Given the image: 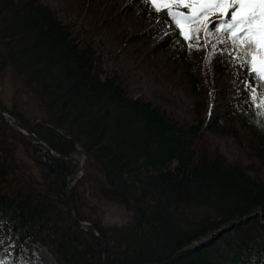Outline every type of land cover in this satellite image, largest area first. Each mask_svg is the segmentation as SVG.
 Masks as SVG:
<instances>
[{
    "label": "trees",
    "instance_id": "1",
    "mask_svg": "<svg viewBox=\"0 0 264 264\" xmlns=\"http://www.w3.org/2000/svg\"><path fill=\"white\" fill-rule=\"evenodd\" d=\"M57 1L69 21L44 0H0V110L33 131L0 114V235L12 237L0 257L36 264L37 245L53 264H264V119L248 73L178 45L165 19L154 28L146 0ZM137 71L190 96L193 119L133 88ZM224 138L243 148L236 160ZM91 189L131 220L105 224Z\"/></svg>",
    "mask_w": 264,
    "mask_h": 264
},
{
    "label": "snow or ice",
    "instance_id": "2",
    "mask_svg": "<svg viewBox=\"0 0 264 264\" xmlns=\"http://www.w3.org/2000/svg\"><path fill=\"white\" fill-rule=\"evenodd\" d=\"M146 4L156 13H166V26L174 27L172 34L181 38L178 45L210 48L205 55L209 62L227 54L244 69L246 95L257 117L264 119V0H146ZM10 239L0 235V250L5 245L12 248ZM0 264L23 262H14L5 253Z\"/></svg>",
    "mask_w": 264,
    "mask_h": 264
},
{
    "label": "rangeland",
    "instance_id": "3",
    "mask_svg": "<svg viewBox=\"0 0 264 264\" xmlns=\"http://www.w3.org/2000/svg\"><path fill=\"white\" fill-rule=\"evenodd\" d=\"M46 3L53 6L60 12V16L62 19L67 21L70 20V17L66 16L65 13L61 10V4L57 0H44ZM166 13L161 11L160 13H155L154 20H153V27L158 28L160 27L165 19ZM194 43H196L194 41ZM223 47V46H218ZM202 48V47H201ZM209 49V48H208ZM109 63L112 62L110 59H107ZM117 69H126L122 62H116L113 64ZM8 78L4 81L3 85V99L8 107L11 106L10 101V94L14 92V83L15 77L11 73V75L7 76ZM232 77V71L229 70L223 75V79L221 83L227 84L229 83V79ZM130 82L133 88L142 90L146 94H148L151 98L159 101L160 103L172 108L175 110L182 118L192 120L193 119V101L190 96L184 93L179 88H175L171 85L166 84H159L156 83L150 76L144 74L142 71H137L133 73L130 77ZM227 82V83H226ZM230 85V84H229ZM231 98L236 100L239 92V85L233 86L231 89ZM29 99V96H27ZM211 97V96H210ZM25 95H21V99H25ZM30 100V99H29ZM222 108L216 107L213 105L210 107V115L214 116L217 114L218 110L220 111ZM7 120V119H6ZM10 122V121H9ZM12 124V123H11ZM13 125V124H12ZM212 138H215L213 134H210ZM220 148L223 149L224 153L230 158L236 160L239 157V154L243 151V148H240L238 144L230 138H224L221 140L215 139ZM83 160V157L80 158ZM247 160V159H246ZM248 161V160H247ZM87 169L82 167L81 174L82 177L86 174ZM90 197L92 201L98 202L100 205V209L102 210V219L103 222L107 225L109 224H122L126 223L131 220V213L123 206L121 203L111 201V200H104L100 197V195L90 190ZM35 251L34 254L36 255V264H53L54 257L52 254L45 248L39 247L37 245L33 246ZM23 264H30L28 262H23Z\"/></svg>",
    "mask_w": 264,
    "mask_h": 264
},
{
    "label": "water",
    "instance_id": "4",
    "mask_svg": "<svg viewBox=\"0 0 264 264\" xmlns=\"http://www.w3.org/2000/svg\"><path fill=\"white\" fill-rule=\"evenodd\" d=\"M0 114H2L5 117V119H7L8 121H10L15 127H17L18 129H20L21 131H23V132H25L27 134L33 133L32 130H29L26 127H24L23 124L20 121L16 120L14 118V116L12 114H10L9 112L0 110ZM41 141L43 142V140H41ZM63 158H65V157H63ZM69 159L74 160V161H77V159L74 158V157H69ZM81 169H82V167H81V165H79L78 171L76 173L77 174L80 173L81 172ZM78 178L79 177H77V179ZM69 189H70V183L67 184V190H66L67 191L68 200L70 201ZM75 218L78 220V217L75 216ZM80 224L81 225H89L96 232V234L98 236H100V233L98 232V230L96 229V227L94 225H92L90 223H86V222H80ZM100 238L102 239V236H100ZM103 248L105 249V244L104 243H103Z\"/></svg>",
    "mask_w": 264,
    "mask_h": 264
},
{
    "label": "bare ground",
    "instance_id": "5",
    "mask_svg": "<svg viewBox=\"0 0 264 264\" xmlns=\"http://www.w3.org/2000/svg\"><path fill=\"white\" fill-rule=\"evenodd\" d=\"M31 134H33V133H31ZM28 135H30V134H28ZM47 145V144H46ZM84 227V226H83Z\"/></svg>",
    "mask_w": 264,
    "mask_h": 264
}]
</instances>
